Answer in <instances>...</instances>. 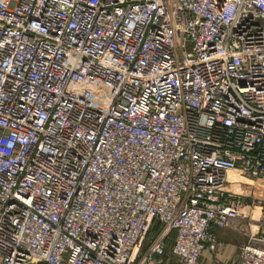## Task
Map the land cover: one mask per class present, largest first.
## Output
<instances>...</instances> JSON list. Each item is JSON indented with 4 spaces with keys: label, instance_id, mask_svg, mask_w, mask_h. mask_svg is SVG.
<instances>
[{
    "label": "built area",
    "instance_id": "built-area-1",
    "mask_svg": "<svg viewBox=\"0 0 264 264\" xmlns=\"http://www.w3.org/2000/svg\"><path fill=\"white\" fill-rule=\"evenodd\" d=\"M0 264H264V0H0Z\"/></svg>",
    "mask_w": 264,
    "mask_h": 264
},
{
    "label": "rangeland",
    "instance_id": "rangeland-1",
    "mask_svg": "<svg viewBox=\"0 0 264 264\" xmlns=\"http://www.w3.org/2000/svg\"><path fill=\"white\" fill-rule=\"evenodd\" d=\"M224 232H230L231 234H230V237H228L229 239H227V240H229V241H227V242H223L222 241V239H220L219 237H220V235L218 234L217 235V237H218V239L221 241V242H223L222 243V250L224 251V252H226V251H228L229 250V247H230V244H233V246L234 247H236L235 245H236V243H244L245 242V236L244 235H241V234H239V233H237V232H233V231H230V230H223ZM225 241V240H224Z\"/></svg>",
    "mask_w": 264,
    "mask_h": 264
},
{
    "label": "crops",
    "instance_id": "crops-1",
    "mask_svg": "<svg viewBox=\"0 0 264 264\" xmlns=\"http://www.w3.org/2000/svg\"><path fill=\"white\" fill-rule=\"evenodd\" d=\"M214 232L216 233V235H220V239H222V241L225 243V242H227V241H229V240H227V239H229L228 237H230V232H224V231H217V230H214ZM225 240V241H224ZM228 243V242H227ZM233 245V244H232ZM242 245V243H236V251L235 252H238V249H239V247ZM233 249H234V247H233ZM223 253H224V251L222 250V248L220 249V251H219V253H218V257H222V255H223Z\"/></svg>",
    "mask_w": 264,
    "mask_h": 264
},
{
    "label": "bare ground",
    "instance_id": "bare-ground-1",
    "mask_svg": "<svg viewBox=\"0 0 264 264\" xmlns=\"http://www.w3.org/2000/svg\"><path fill=\"white\" fill-rule=\"evenodd\" d=\"M233 189L236 190V191H239V192H245L242 189H240L239 187H233Z\"/></svg>",
    "mask_w": 264,
    "mask_h": 264
}]
</instances>
